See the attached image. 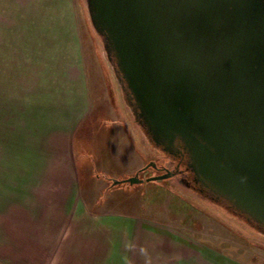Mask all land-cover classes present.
Segmentation results:
<instances>
[{
  "label": "water",
  "instance_id": "obj_1",
  "mask_svg": "<svg viewBox=\"0 0 264 264\" xmlns=\"http://www.w3.org/2000/svg\"><path fill=\"white\" fill-rule=\"evenodd\" d=\"M84 3L142 142L182 153L194 183L221 204L176 184L168 170L141 178L153 161L111 186L173 184L264 236V0Z\"/></svg>",
  "mask_w": 264,
  "mask_h": 264
},
{
  "label": "rangeland",
  "instance_id": "obj_2",
  "mask_svg": "<svg viewBox=\"0 0 264 264\" xmlns=\"http://www.w3.org/2000/svg\"><path fill=\"white\" fill-rule=\"evenodd\" d=\"M5 13L7 30L16 29L20 42L15 45L19 51L7 52L9 65L17 66L6 68L5 83H0V264H13L8 229L18 219L22 235L28 233L30 202H39L32 193L45 186L36 179L40 155L52 152L44 145L59 141L69 129L68 116L75 114L85 87L98 106L90 118L106 116L108 109L114 120L127 123L124 131L140 160L138 170L161 158L142 142L121 105L84 0H5ZM87 64L91 68L83 67ZM83 132L74 141L79 166L90 158ZM154 172L149 168L140 177ZM116 189L119 212L133 214L137 222L126 264H264L263 235L184 188L144 182ZM17 246L24 252V245Z\"/></svg>",
  "mask_w": 264,
  "mask_h": 264
},
{
  "label": "crops",
  "instance_id": "obj_3",
  "mask_svg": "<svg viewBox=\"0 0 264 264\" xmlns=\"http://www.w3.org/2000/svg\"><path fill=\"white\" fill-rule=\"evenodd\" d=\"M5 20V0H0V83H5V69L15 65H9L7 52L19 51L15 45L20 43L16 29L7 30ZM88 64L83 67H90ZM83 90L75 114L68 116L69 129L59 141L44 145L52 152L40 155L36 179L45 186L32 193L39 196V202H30L28 233L22 235L18 219L8 229L14 244L13 264H126L130 258L137 222L133 214L119 212L118 185L111 186V181L132 176L140 160L125 132L127 123L114 120L108 109L106 116L90 118L98 106L88 86ZM80 129L84 130L81 138L91 158L82 166L74 155ZM19 244L24 245V252Z\"/></svg>",
  "mask_w": 264,
  "mask_h": 264
},
{
  "label": "flooded vegetation",
  "instance_id": "obj_4",
  "mask_svg": "<svg viewBox=\"0 0 264 264\" xmlns=\"http://www.w3.org/2000/svg\"><path fill=\"white\" fill-rule=\"evenodd\" d=\"M117 81V80H116ZM122 80H120V84L119 85L120 89V96L121 99L123 100V102L127 105V100L129 95L126 93L125 91V87L121 82ZM141 133V129L139 130ZM143 134V133H142ZM138 135L140 136V134L138 133ZM141 137V136H140ZM142 139V138H141ZM149 147H151V144H147ZM176 147L178 148L179 151H182V147H181V142L180 141H176ZM160 160H155L156 163V169L152 168L155 172L153 173V175H157L160 173H164V170H168L172 172V176L169 178L170 180H173L176 184H179L180 186L186 188L187 190H189L192 194L197 195L199 197H201L202 199L205 198L204 200L210 203H219L221 204V200H219L218 202L216 201H212L210 199H212L209 194H207L205 191H203L200 187H198V185H196L193 181V174L186 169L187 167V159L186 157H182V153H178L177 157L173 156V155H167L164 153H160ZM149 168H147L145 171L146 172ZM164 169V170H163ZM143 172H141L140 174H142ZM210 197V199H209Z\"/></svg>",
  "mask_w": 264,
  "mask_h": 264
}]
</instances>
